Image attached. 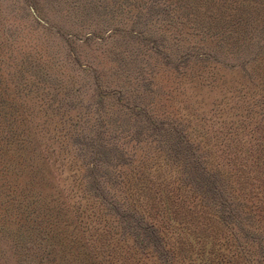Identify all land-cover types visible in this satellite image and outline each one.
Returning a JSON list of instances; mask_svg holds the SVG:
<instances>
[{
  "label": "rangeland",
  "instance_id": "rangeland-1",
  "mask_svg": "<svg viewBox=\"0 0 264 264\" xmlns=\"http://www.w3.org/2000/svg\"><path fill=\"white\" fill-rule=\"evenodd\" d=\"M0 264H264V0H0Z\"/></svg>",
  "mask_w": 264,
  "mask_h": 264
}]
</instances>
